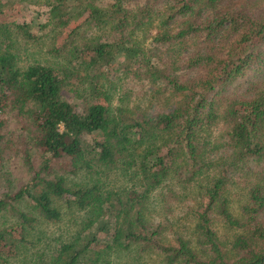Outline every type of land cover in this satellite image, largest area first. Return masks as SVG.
<instances>
[{
  "label": "trees",
  "instance_id": "1",
  "mask_svg": "<svg viewBox=\"0 0 264 264\" xmlns=\"http://www.w3.org/2000/svg\"><path fill=\"white\" fill-rule=\"evenodd\" d=\"M31 5L47 6L45 22L20 21ZM49 29L58 58L21 66L13 35ZM263 71L264 0H0V116L17 125L0 118V166L11 154L30 171L0 186V214L16 222L0 227V264H118L132 252L264 264ZM115 73L152 83L145 102L115 106ZM77 82L81 104L68 97ZM118 169L130 186L95 177ZM187 193L184 231L164 211ZM74 207L76 234L43 261L28 254L38 218Z\"/></svg>",
  "mask_w": 264,
  "mask_h": 264
},
{
  "label": "rangeland",
  "instance_id": "2",
  "mask_svg": "<svg viewBox=\"0 0 264 264\" xmlns=\"http://www.w3.org/2000/svg\"><path fill=\"white\" fill-rule=\"evenodd\" d=\"M46 1V0H42ZM48 8L45 5H31L25 11V16H23L20 21L21 22H28L32 23L33 21H41L45 22L48 16ZM3 19V18H1ZM31 32L34 34H41L42 32L39 31L38 27L32 26ZM155 33V32H153ZM13 42H14V51L18 54L20 58V65L27 66L34 61H45L47 59L55 60V52L54 48L57 47L60 43L59 39L56 37L55 39L50 35V29L47 32V35L43 38H39L38 40L33 39H26L22 34L21 35H13ZM264 77V71L262 72ZM78 83V82H77ZM116 84L117 91H113V86ZM79 83L73 87V90H68V97L72 99L74 103L81 104L82 98L81 97L84 93L81 88H79ZM107 89L113 93V104L115 106L119 105H135L139 102L144 103V98L146 96V91L149 93L153 84L150 83L148 80H139L133 78L131 76H126L123 78H119L118 73L112 74L110 76V81H106ZM90 93V92H89ZM99 101H104L103 97H99ZM148 104L146 103L145 106ZM0 118L6 119L8 128L14 129L16 128V117L14 115H6L3 114ZM91 140L94 137H89ZM2 165L0 166V186L1 190H14L16 189L21 183L25 182L30 177V171L25 168V166L21 163L19 158L11 155L6 154L5 159L2 161ZM118 169L117 174L116 171H108L101 170L100 173L95 174V177L100 179L103 185H108V187L112 188H121L130 186L131 183L127 180V178L123 175V172ZM82 178L79 176L74 177L76 182L85 181L90 182V179L86 177L85 174H81ZM85 175V176H84ZM86 178V179H84ZM173 186V185H172ZM175 187V186H173ZM177 188V186H176ZM166 191V189H163ZM183 190V187H181ZM162 189L156 193L154 196L155 200H161L163 198ZM193 194H188L185 199V202H174L172 203V207H166L168 211H164L165 214L169 215L172 219L171 221L177 222V228H182L183 230L191 226L193 223V214L191 213L192 206L196 203L193 198ZM60 207H72L65 201L59 202ZM65 215L57 221H48L43 218H38V221L30 230V240L36 242L37 247L29 250L28 254L33 255V257L39 258L42 255V261L46 259L45 255L51 249V253L55 251V247L62 243L63 241H67L70 237H73L77 229L80 228L79 221L81 220V216L83 215L80 210L71 208V209H63ZM176 219V220H174ZM16 222L14 218L1 215L0 214V227L3 226H13ZM176 228V227H174ZM186 231V230H184ZM227 231L223 229L221 225L219 227L220 235L224 237ZM172 235V230L169 233ZM230 236V235H228ZM38 249L40 251L38 252ZM49 256H47L48 260ZM161 257L153 252H146V253H137L132 252L130 254L123 255L122 257L118 258V264H160Z\"/></svg>",
  "mask_w": 264,
  "mask_h": 264
}]
</instances>
